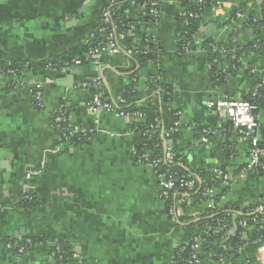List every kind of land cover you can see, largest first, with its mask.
<instances>
[{
    "label": "crops",
    "instance_id": "crops-1",
    "mask_svg": "<svg viewBox=\"0 0 264 264\" xmlns=\"http://www.w3.org/2000/svg\"><path fill=\"white\" fill-rule=\"evenodd\" d=\"M113 1L0 0V59L24 64L16 79L0 77V264H54L47 245L26 250L22 244L23 239L38 236L67 241L86 264H171L181 244L211 229L197 224L211 213L207 201L196 202L191 195L181 199L173 217L167 213L153 169L132 160L134 119L88 108L93 93L117 105L130 101L124 89L127 72L135 66L130 58L138 41L135 35L121 37L114 53L102 47L84 65L64 70L47 65L89 41L101 27L103 9ZM158 2V21L143 33L156 36L164 54H152L155 60L138 71L137 99L145 102L151 76L171 86L170 107L179 113L182 155L188 169L212 171L220 182L214 195L218 207L228 205L236 211L229 216L233 236L238 226L235 215L264 200V174L240 175L250 147L205 102L247 99L260 81L261 0H221L219 6L206 8L199 18L195 47L184 55H178L176 43L179 0ZM242 6L245 18L256 17V27L243 26L240 18L230 21L233 10ZM138 16L137 8L126 14L132 26ZM231 36L232 48L225 47L234 54L218 55L212 74L201 45L207 40L226 43ZM252 42L258 44L256 51L250 50ZM86 80L96 85L80 87ZM36 92L41 100L35 99ZM62 105L70 125L86 134V143L70 146L51 127L52 116ZM257 118L264 149V90ZM226 138L233 153L221 169L212 152ZM29 171L35 174L26 180ZM218 171L229 176L228 186L221 187ZM26 190L35 194L38 204L15 206ZM256 226L248 227L235 253L217 260L212 245L196 264H264V241L251 239ZM18 246L25 248L23 254H18Z\"/></svg>",
    "mask_w": 264,
    "mask_h": 264
},
{
    "label": "trees",
    "instance_id": "trees-1",
    "mask_svg": "<svg viewBox=\"0 0 264 264\" xmlns=\"http://www.w3.org/2000/svg\"><path fill=\"white\" fill-rule=\"evenodd\" d=\"M215 0H205L201 5L197 4L194 0H179L180 5V15H178L179 28L177 31V52L178 55L186 54V51H192L195 47L196 40L195 36L198 32L199 18L202 12L206 8L215 6ZM131 8L143 9L146 15L142 14V11L139 12V16L136 19V23H145L146 26H155V22L147 15L151 9L159 10L158 0H122L115 3H111L105 9L112 11V18L109 23H105L99 29L93 33L89 41L85 43H79L77 46L72 48L67 54L60 55L52 60L46 61L47 65L49 64L51 68L60 70L63 68H68L75 65V62H78L77 66L84 65L89 57L93 54H97L100 50V45L106 38L113 37V27L116 28L118 32H121L125 35L127 33H133L138 41H135L136 47L130 51V58L134 62V68L131 72H127L128 83H126L125 91L127 93L129 102L126 104L117 105L116 111L122 113L124 116L130 117L135 121L130 125V132L134 137V149L132 153V160L141 164H153L157 162V165L154 168L155 175H158L168 171L169 176H174L177 178L180 177H195L199 178L200 183L197 185V189L191 192V196L196 202H201L203 200L202 194L207 189H217L220 186L218 179H214L212 171H207L206 169H199L197 171H191L188 169V162L186 157L182 155V150L178 144L179 142V132H171L168 136L164 135L163 132L167 128H172L173 124L177 120L175 117V110L170 107L171 102V93L172 88L169 84H161L155 76H151L149 79L148 87L145 90L144 103L138 102V93L135 91L134 87L137 80L138 71L143 68L145 65L152 63L155 60V57L152 56L156 53L158 56H162L164 51L159 43V40L156 36L143 33V30L140 26L131 27V21L127 19L126 12ZM182 13V14H181ZM244 7L236 8L233 10L230 16V21L235 20L237 15L244 14ZM260 19L264 22V0H261L260 5ZM197 16V17H195ZM256 17L254 15H249L243 21V26L245 27H256L259 23H256ZM100 21H103L101 15ZM261 21V22H262ZM135 22V21H134ZM133 22V23H134ZM102 29V30H101ZM226 45L233 46L232 36L228 38L226 43H215L212 40L204 41L201 45V48L207 52L209 55L208 61L211 66V73H214L215 63L218 55H221L217 52H214L212 46L216 48H222ZM256 42H252L249 47L250 50L256 51L257 47ZM232 48V47H231ZM255 49V50H254ZM233 62V61H232ZM235 63V62H234ZM239 66V64H237ZM236 65V66H237ZM237 66V67H238ZM24 68V64H11L7 63L0 59V69L4 73L7 69L17 70V74ZM231 68H229L230 70ZM220 71H217L219 73ZM264 74V73H263ZM218 75V74H217ZM223 74L219 78H222ZM87 81V80H86ZM85 81V82H86ZM263 90H259V96L256 99H253L259 107H261L262 94ZM252 99V98H251ZM103 101L110 102L108 100ZM58 113H55L52 116L51 125H54V120L58 116ZM67 119V115L65 116ZM62 127L67 131L65 135L60 136V141L68 143L70 146H77L82 143L87 142L86 134L82 132H75L74 127L67 123L61 124ZM53 130L58 134L60 130ZM166 146L170 143L171 153L167 155L165 151ZM212 152V157L217 159L220 162L221 169L225 167V162L232 157V144L228 138ZM144 154V155H143ZM258 174H264L260 172ZM29 195L33 197L32 202L28 203L27 201L19 200V204L15 206H25L31 207L38 204L37 197L32 191H29ZM23 194L19 198H23ZM163 199V198H162ZM176 199H178L176 197ZM215 201V209H211L209 215L203 220L199 221L197 224H205L210 228H217L218 222H224L228 225V232L230 229L229 225V216L230 214L236 212L233 208L228 205L223 207H218L219 199L217 196H213ZM164 200V199H163ZM174 201L173 196H169L165 200L167 213L169 208ZM262 201V200H261ZM264 201V200H263ZM258 205V204H257ZM256 205V206H257ZM256 206L249 207L238 215L236 214V223L244 219L251 220V211L256 208ZM256 231L252 235V241H264V228L261 229L259 225L256 226ZM241 229L237 228L233 236H226L227 232L220 234L209 233V236L206 237L205 243L202 245L198 258H202L205 253L209 250L210 246H215L217 248L216 259L219 260L222 256H227L235 253L237 247L242 243V234ZM30 242V243H27ZM50 241L47 237L38 236L31 237L27 240L23 239L22 244L25 245L26 250L32 246H37L43 244L47 245ZM59 245V251L55 247H46L48 255L53 253L57 256H61L65 260V264H86L82 260L77 261L74 259L75 252L69 243L63 239H58L55 242ZM183 244H181L175 250L174 261L177 264H193L190 263L191 254L193 252L190 250V247H184L181 249ZM227 248V249H226ZM227 251H225V250ZM224 254V255H223ZM54 264H61L59 260H55Z\"/></svg>",
    "mask_w": 264,
    "mask_h": 264
},
{
    "label": "built area",
    "instance_id": "built-area-1",
    "mask_svg": "<svg viewBox=\"0 0 264 264\" xmlns=\"http://www.w3.org/2000/svg\"><path fill=\"white\" fill-rule=\"evenodd\" d=\"M122 1V0H114L112 3ZM197 4H202L205 0H194ZM215 5L219 6L221 4V0H215ZM142 11L143 15H146L143 9H139V12ZM112 11L109 9H105L102 12V17L103 21L101 23V27L105 23H109L110 19L112 18ZM128 12V11H127ZM126 12V14H127ZM182 14V13H181ZM153 22L157 23L158 21V10L156 9H151L149 13L147 14ZM197 17V16H195ZM237 18L244 19L245 17L243 14L237 15ZM156 25V24H155ZM135 26H140L143 31H149L153 26H146L145 23H139ZM132 26L131 27H135ZM102 30V29H101ZM125 34L118 32L115 27H113V37L112 38H106L100 45V51L102 47H104L105 50H109L110 52L114 53L117 51V42L118 40L123 37ZM214 52H217L221 55H231L233 56L234 51L232 50H227L226 47L222 48H216V46H212V49ZM190 51H186L188 53ZM76 66L78 65V62H75ZM74 66V65H73ZM66 68H63V70ZM17 70L14 69H7L4 73H2V69H0V77H11V78H17ZM96 85V83L90 82V81H82L79 86L82 88H88L91 87L92 85ZM264 89V74H262L260 81L252 88V90L248 94L247 99H242V100H228V99H222L219 101H207L205 102V106L208 109H213L217 113H219L220 116L224 117L227 119L231 125L235 128L237 134L240 137V140L242 142H245L246 144L249 145L250 151H249V157H248V164L247 166L241 171L240 175L246 174V173H253V174H258L260 172H264V149L260 146V141H259V127H258V111L260 107L257 105V103L253 100L256 99V97L259 96V90ZM34 97L37 100H41V94L40 92L34 93ZM252 98V99H251ZM117 104L116 102H106L102 100V97L93 93L91 95V99L88 102V108L91 111H108L112 112L117 116H124L122 113H119L116 111ZM57 113L59 114L55 118L54 125H51L52 128L56 130H60L58 132V136L60 138L61 135H65L67 131L64 129V127L61 126L63 123L69 124L68 118L66 119V112L64 110V106L62 105L59 107ZM127 117V116H126ZM175 117L177 120L173 124L172 128H167L166 131L163 132L164 135L168 136L171 132H179L180 131V122H179V113L176 111L175 112ZM75 132H82L78 128L74 127ZM204 133H207L203 131ZM170 145V143L168 144ZM166 146L165 143V151L169 155L171 153V148L170 146ZM144 155V154H143ZM154 171V168L157 165V162H154L153 164H148ZM155 173V172H154ZM35 172L29 171L26 174V180H29L32 175H34ZM169 172L165 171L161 174L158 173L156 175L157 180H158V188H159V194L160 196L165 200L169 198V196L174 197V201L172 202L171 207L169 208L168 214L173 217L175 209L177 207V204L181 201V199L185 196L187 197L188 195L191 194L192 191L197 189L198 185V179L195 177H174V176H169ZM217 175L220 177L222 185L221 187H226L228 186L232 181L230 180L229 176L224 173L223 171H218ZM29 190H26L23 192V198H19L18 200L27 201L28 203L32 202L33 197L29 195ZM214 196V190L213 189H207L205 192L202 194V201H207L208 203V208L211 209L212 211L215 209V201L213 199ZM176 197L178 199H176ZM179 200V201H178ZM1 210V207H0ZM251 215V220L244 219L240 221L237 225V228H240L241 234L244 235L245 231L248 229V227L251 224L259 225L261 229L264 228V201H260L258 205L256 206L255 209H253L250 213ZM217 228H211L210 231L208 230L205 236H196L194 237L190 242L184 243L181 249H184V247H190V250L193 252L191 254V259L190 263L196 264L199 261L198 254L200 253L202 245L205 243L206 237L209 236V233H224L227 232L226 236H229L228 232V225L225 224L224 222H218ZM27 243H30L27 241ZM48 247H55L57 252L59 251V245H57L55 242H49L47 244ZM18 254H23L24 249L22 246H18ZM58 254V253H57ZM57 254L53 253L50 255V257L55 261L56 259L61 262V264H65L64 258L61 256H57ZM74 259L79 261V257L75 253L73 256ZM171 264H177L176 261H172Z\"/></svg>",
    "mask_w": 264,
    "mask_h": 264
},
{
    "label": "water",
    "instance_id": "water-1",
    "mask_svg": "<svg viewBox=\"0 0 264 264\" xmlns=\"http://www.w3.org/2000/svg\"><path fill=\"white\" fill-rule=\"evenodd\" d=\"M91 59H94L93 57ZM264 158V157H263ZM198 182L200 183V180L198 179Z\"/></svg>",
    "mask_w": 264,
    "mask_h": 264
}]
</instances>
